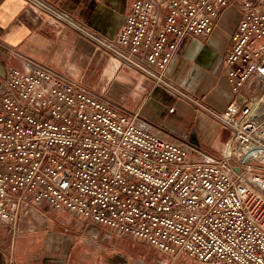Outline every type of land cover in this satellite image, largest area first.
Segmentation results:
<instances>
[{
    "label": "built area",
    "instance_id": "built-area-1",
    "mask_svg": "<svg viewBox=\"0 0 264 264\" xmlns=\"http://www.w3.org/2000/svg\"><path fill=\"white\" fill-rule=\"evenodd\" d=\"M230 2L133 0L113 40L94 37L160 80L183 39L209 35ZM240 10L224 56L231 98L211 111L230 130L220 155L79 81L10 67L0 88V222L14 228L24 203L47 204L172 256L264 264V3Z\"/></svg>",
    "mask_w": 264,
    "mask_h": 264
},
{
    "label": "crops",
    "instance_id": "crops-1",
    "mask_svg": "<svg viewBox=\"0 0 264 264\" xmlns=\"http://www.w3.org/2000/svg\"><path fill=\"white\" fill-rule=\"evenodd\" d=\"M45 1L62 14L49 12L30 0H0V88L10 67L30 71L40 66L73 79L66 74L73 65L70 57L73 61L77 53L90 59L93 44L95 51L104 50L88 36L113 40L133 2ZM240 17V7L231 1L209 35L191 34L183 39L165 71L189 99L193 96L216 111L223 110L231 98L224 56ZM78 31H84L85 36ZM104 59L107 61V51ZM127 71L122 68L117 74L123 104L115 103L126 113L138 112L149 125L167 133L156 123L158 115L147 108L148 102L137 111L126 107L129 97L143 98L150 86L143 76ZM190 101L194 107L187 106L188 112L191 109L198 133L195 144L207 153L220 155L230 130L204 112L195 100ZM115 232L67 210L24 203L16 227L0 222V264H121L116 246L109 249Z\"/></svg>",
    "mask_w": 264,
    "mask_h": 264
},
{
    "label": "rangeland",
    "instance_id": "rangeland-1",
    "mask_svg": "<svg viewBox=\"0 0 264 264\" xmlns=\"http://www.w3.org/2000/svg\"><path fill=\"white\" fill-rule=\"evenodd\" d=\"M231 1L235 2V5L240 7L243 1L246 0ZM253 1L264 3V0ZM78 32L85 36L84 31ZM88 37L92 39L93 43L101 46L104 50L95 51V45L93 44L92 56L90 59L81 58L80 55L75 53L73 61L70 57V61L73 65L69 67L66 73L68 76L82 82L97 93L119 104L123 103L120 99L122 88L117 82L118 72L124 68L128 70L127 72L129 73L134 72L138 76H143V78L148 80V84H150L147 94H145L143 98L139 97L134 99L129 97L125 103L126 107L137 111L142 104L144 105V102H148L147 108H149L153 114L158 115L156 123L166 129L171 137L180 138L193 143L197 142L198 133L192 121L191 109L188 112V107H194L189 103L192 102L190 99L196 100L193 96L189 99L186 96L187 92L180 89L177 84L169 79L167 73H165L163 79L159 80L157 77L144 72L140 68L120 58L114 49L105 47L103 44L99 43L94 36L89 35ZM105 51H107V61L104 59ZM148 93H152L154 97ZM202 104L208 107L207 111L201 107L204 112L213 116L211 111L214 109L203 102ZM112 236L113 241L110 242L109 249L116 246L119 251L117 257L121 264H207L201 263L184 253H180L177 256L169 255L129 235L115 232Z\"/></svg>",
    "mask_w": 264,
    "mask_h": 264
}]
</instances>
